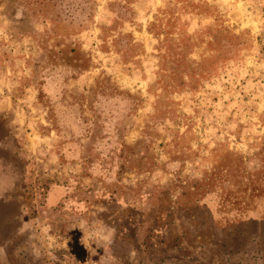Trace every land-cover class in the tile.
<instances>
[{
  "label": "rangeland",
  "instance_id": "rangeland-1",
  "mask_svg": "<svg viewBox=\"0 0 264 264\" xmlns=\"http://www.w3.org/2000/svg\"><path fill=\"white\" fill-rule=\"evenodd\" d=\"M0 148V264H264L196 235L264 218V0H0Z\"/></svg>",
  "mask_w": 264,
  "mask_h": 264
},
{
  "label": "trees",
  "instance_id": "trees-1",
  "mask_svg": "<svg viewBox=\"0 0 264 264\" xmlns=\"http://www.w3.org/2000/svg\"><path fill=\"white\" fill-rule=\"evenodd\" d=\"M161 206L162 208L159 209L156 217V223L148 229L146 236L148 238L144 242L146 249L154 248L155 250L162 251V249H166L167 245L169 247L184 248L183 245L186 244V241H189L186 236L187 231L184 228L178 229L182 223L181 219L184 214L181 213L176 216L175 207L171 203L169 204L168 201L165 204L162 203ZM182 207L184 206H178V210H181ZM192 225L194 226L193 222ZM258 225L264 229V218L260 222L255 217L250 219L248 217L236 220L227 219L224 222H218L216 218L211 216V219H208V217L202 219V225L200 224L197 226L198 228L196 227V235L202 239V244L212 243L219 249H222L224 253H231L233 250L230 247L233 244V239L236 236H240V238L244 237L247 231H251V228L258 227ZM244 240H242V243H244ZM233 254L235 253H232L231 256ZM226 260L234 263L231 258H227Z\"/></svg>",
  "mask_w": 264,
  "mask_h": 264
}]
</instances>
